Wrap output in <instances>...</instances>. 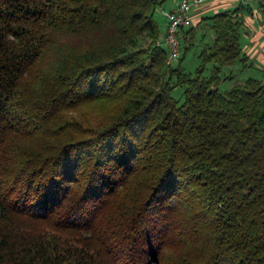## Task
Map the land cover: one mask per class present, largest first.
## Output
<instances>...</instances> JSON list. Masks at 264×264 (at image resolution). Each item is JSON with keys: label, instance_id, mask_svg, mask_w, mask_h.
I'll use <instances>...</instances> for the list:
<instances>
[{"label": "trees", "instance_id": "obj_1", "mask_svg": "<svg viewBox=\"0 0 264 264\" xmlns=\"http://www.w3.org/2000/svg\"><path fill=\"white\" fill-rule=\"evenodd\" d=\"M165 1L0 0V264H264V81L223 83L243 18L182 27L174 66Z\"/></svg>", "mask_w": 264, "mask_h": 264}, {"label": "crops", "instance_id": "obj_2", "mask_svg": "<svg viewBox=\"0 0 264 264\" xmlns=\"http://www.w3.org/2000/svg\"><path fill=\"white\" fill-rule=\"evenodd\" d=\"M169 7H175L178 0H167ZM167 5V6H168ZM239 8V15L243 18L242 47L243 53L248 57L247 65L239 62L225 66V73L229 75L223 83L228 87L234 80H244L249 76H256L264 81V11L259 0H205L200 6L194 7L191 11L193 26L197 27L196 43L207 45L213 41V33L207 28L205 17L225 10ZM167 20H163L166 29ZM203 31L207 35L201 39ZM233 77V78H230Z\"/></svg>", "mask_w": 264, "mask_h": 264}, {"label": "built area", "instance_id": "obj_3", "mask_svg": "<svg viewBox=\"0 0 264 264\" xmlns=\"http://www.w3.org/2000/svg\"><path fill=\"white\" fill-rule=\"evenodd\" d=\"M204 1L178 0L175 7L162 10L167 22L165 32L159 39V43L164 44L168 49V62L170 64H174L181 57L182 41L179 35L180 29L193 25L191 11Z\"/></svg>", "mask_w": 264, "mask_h": 264}, {"label": "rangeland", "instance_id": "obj_4", "mask_svg": "<svg viewBox=\"0 0 264 264\" xmlns=\"http://www.w3.org/2000/svg\"><path fill=\"white\" fill-rule=\"evenodd\" d=\"M169 1V0H168ZM178 3V2H177ZM204 3V2H203ZM202 3V4H203ZM169 3L168 2H166V5H165V7L164 6H162V5H159L158 6V8H157V13H156V15H157V18H158V20H159V22L161 23V27H162V30H163V32H165V27L163 26V20H165L166 19V17H165V15L163 14V12H162V10L163 9H170V8H172V7H169L170 5H168ZM168 5V6H167ZM182 46H183V43H182ZM198 48H197V45H193V46H191L190 48H189V50L187 51V54H186V57H185V60H184V66L186 67V69L188 70V71H194L195 70V68L198 66V64H199V58H198V56H197V54H196V50H197ZM182 55H183V51L181 50V57H182ZM179 62V59L174 63V66H176V64ZM223 87H225L224 85H223ZM176 93V95L177 96H180V94H181V91L180 90H178V91H176L175 92ZM168 260H172V258L174 257V256H176L175 254H173V253H170V251H169V253H168ZM158 260V259H157ZM151 264H160L159 263V260L156 262H153V263H151Z\"/></svg>", "mask_w": 264, "mask_h": 264}]
</instances>
